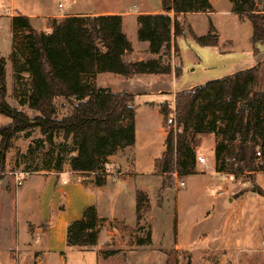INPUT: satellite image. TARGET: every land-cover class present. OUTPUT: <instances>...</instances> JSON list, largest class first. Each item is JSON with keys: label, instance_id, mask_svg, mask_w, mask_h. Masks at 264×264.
<instances>
[{"label": "trees", "instance_id": "obj_1", "mask_svg": "<svg viewBox=\"0 0 264 264\" xmlns=\"http://www.w3.org/2000/svg\"><path fill=\"white\" fill-rule=\"evenodd\" d=\"M159 1L163 14L136 17L137 40L148 43V52L157 56L156 60L147 62L123 60L131 51V44L122 32L120 15L52 19L49 32H38L26 16L11 18L12 36L23 35L21 39L13 38L10 54L14 63L17 55L23 59L16 80L21 79V72L26 79L25 88L16 94L17 103L27 107L32 115L7 103L5 63L0 59V115L9 119L8 124L0 127V175L5 172L6 153L13 138L19 133L37 130L49 143L56 137L61 138L55 154H50L51 165L47 170L59 174L67 166L71 172L92 176L94 187L104 185L108 157L134 143L135 109L132 94L99 89L95 86L96 76L108 73L128 79L143 74H170V64H163L161 60L170 55L172 41L173 53H177L176 41L184 37L183 19L179 16L214 12L208 0ZM228 2L233 14L250 23V43L256 56L264 50V14L256 9L255 0ZM189 35L199 46L218 45V36L211 24L206 35L198 37L191 30ZM173 71L175 77L180 74L178 67ZM56 99L72 106L69 115L58 117ZM175 109L180 132L175 138L171 132L166 135L164 152L154 164L156 173L170 176L176 172L178 178L194 173L196 163L190 148V136L194 133L218 137L213 149L215 173H264V85H260L257 66L177 93ZM161 113L167 115L166 110ZM40 143V140L36 142V147ZM163 187L169 185L163 184ZM251 192L264 197V192L257 187ZM148 208L145 194L137 192V221ZM98 222L95 207L84 208L81 217L66 227V247L95 246L100 232ZM149 244L147 236L136 245Z\"/></svg>", "mask_w": 264, "mask_h": 264}, {"label": "rangeland", "instance_id": "obj_2", "mask_svg": "<svg viewBox=\"0 0 264 264\" xmlns=\"http://www.w3.org/2000/svg\"><path fill=\"white\" fill-rule=\"evenodd\" d=\"M256 1L259 3V8L264 10V0ZM144 8L156 10L157 3L155 0H0V59H3L5 63L7 103L29 116L32 115L27 107H21L17 103L16 94H20L25 88L26 79L25 74L21 72V77H19L21 79L16 80V73L21 69L23 59L17 55V61L14 63L11 61L10 54L13 38L21 39L23 35L19 33L15 37L12 36L7 16H26L38 32H49L48 26L52 19L58 20L73 15H109L120 11L133 14ZM259 8L257 10H260ZM187 21L183 19L185 34L177 41V53H173L172 66L180 70V74L175 77L176 80L173 83L170 80L143 77L121 81L112 79L113 77H108V75L99 78L97 82L99 87L109 86L113 90L126 89L132 93H138L135 96L134 108L138 116H145V119L137 124L134 153L136 166L135 169L125 166V172L129 175L123 173L121 176H116L117 171L120 170L114 168L113 177L118 180L128 178V182L134 179L137 185L147 187L153 204H149L141 220L137 221L136 217L133 220L131 212L126 211L125 202L122 206L124 220L116 222L114 219L106 225V230L114 226L122 232L111 238L110 243L102 244L99 248L95 245L80 251L68 250L64 257V264H264V218L254 214L244 215L251 209L248 207V202L251 205L254 199L250 200V197L247 199V205L240 218L235 219L236 210L233 208L229 211V215L224 214L225 195L220 194L215 197L211 194L212 192L209 193V186L208 188L205 186V184L216 183L221 189L224 183L228 186L227 196L231 202V199H237L246 191L251 192L254 187L259 188L260 186L264 190V174L221 175L215 173L210 157L218 137L210 133L191 134L190 148L194 152L196 166L199 156L203 157L206 162L205 165L199 166V175L184 180V178H175L172 175H159L155 171L154 175L152 174L153 167L150 159L158 158L162 146L164 147V142L160 140L159 129L162 126L166 135L169 131L166 123L167 116L163 115L161 125V116L155 110L151 109L145 113V101L154 103L158 101L159 96L155 94L158 87L170 92L173 84L174 89L179 93L255 66L259 70L260 85H264V50L256 56L253 55L250 43L251 25L248 20L236 15L217 13L211 16H192ZM209 24L215 28L218 36V45L214 48L197 45L189 35V30L198 37L206 35ZM125 32L128 39L136 42L135 30L133 34L130 29ZM137 53L142 52L139 50ZM162 59L163 64H166V58ZM147 85L152 89L148 93L146 92ZM54 104L58 117L71 113L72 106L67 101L56 99ZM164 110L169 112L167 105H164L161 112ZM8 123L9 119L0 115V127ZM39 140L41 143L36 147V142ZM60 142V137L54 138L51 143L47 142L37 130L30 133H19L13 138L6 153L5 172L0 175V180H4V184H7V192L0 206V230L11 225L10 217L16 213L12 198L16 190L24 185L27 176L22 175L20 178L25 180L21 179L18 184L14 173L30 174L34 171L47 170L46 168L51 165L50 154L51 156L55 154ZM30 147L32 150L29 149ZM77 176L84 185L91 187L92 176ZM106 177L105 175V180H107ZM160 181L169 187L157 190ZM116 182L111 179L108 189L114 188ZM178 182H183L185 186L178 187ZM175 197L180 204L179 217L183 221L181 231L178 228V214L174 207L176 203L174 202L173 207L171 206ZM61 204L58 202L56 212ZM212 208H215L213 218H203L204 212L207 213ZM209 214L211 211L207 213V216ZM226 217L230 218L226 230L229 232L222 228ZM192 225L194 228L190 230ZM240 226L244 230L238 235L236 230ZM201 233L206 236H199L198 234ZM226 234L229 236L226 237L227 239L237 240L230 245L220 244L222 236ZM147 236L150 238L149 245H136L140 240L145 241ZM195 239L201 240L202 249H207L202 250L197 245L188 246L190 241L194 243ZM109 244L112 247H109ZM209 245H211L210 248H208ZM107 252L115 253L106 255Z\"/></svg>", "mask_w": 264, "mask_h": 264}, {"label": "crops", "instance_id": "obj_3", "mask_svg": "<svg viewBox=\"0 0 264 264\" xmlns=\"http://www.w3.org/2000/svg\"><path fill=\"white\" fill-rule=\"evenodd\" d=\"M209 4L211 5L213 9V13L211 14H181L179 16L180 19H186V21L192 17V16H211L212 14L217 13H223L226 15H234L232 13V7L231 4L228 2V0H208ZM155 3H157L156 10H149L144 8L142 11H139L138 13L133 14H127L123 12H116L111 13L110 15H120L122 17V32L124 35H126V30L130 29L131 33L133 34L135 30V35L137 32V23H136V17L138 15H147V14H163L160 1L155 0ZM255 6L256 9L259 8V3L255 0ZM258 10L260 13L264 14V10H261L259 8ZM172 16V13L169 14ZM74 16V15H73ZM12 16H7L6 19H8L9 22H11ZM188 23V21H187ZM189 25V24H188ZM190 27V25H189ZM191 29V27H190ZM192 30V29H191ZM193 32V31H192ZM195 35V34H194ZM204 36V35H203ZM128 39V37H127ZM137 39V38H136ZM131 44V51L129 53H126L123 56V60L125 62H147L151 60H156L157 56L151 55L148 52V43L146 42H139L136 40V42L132 39H128ZM179 39H177L178 41ZM176 41V44H177ZM141 50V54L137 53V51ZM162 58H166V64H170L171 66V73L166 75H154V74H143V75H136L131 77L130 79H133L134 77H140L145 79H160L164 81H169L173 83L176 78L173 71V41L170 44V55L165 56ZM162 63H164V60H161ZM108 75V77H113L112 79H119L121 81L123 78L119 75H113V74H99L95 78V86L99 89H108L111 92L117 93V92H125L132 94L134 96L133 101V107L135 102V96L138 93H132L130 90L126 89H117L113 90L109 86L99 87L97 85V82L100 77ZM110 79V78H109ZM152 91L149 85L146 86V92ZM178 93L176 89H174L172 84V90L164 91L162 87H158L156 89L155 94H157L158 101L157 102H144L145 107V113L149 110H155L157 114H159L161 117V125L163 121V116L161 113V109L164 108V105H169L172 102V98L175 96V94ZM167 94V95H163ZM135 109V108H134ZM141 119V120H140ZM145 119V116L139 117L137 111L135 110V138L134 143L132 146L127 147L121 151H118L114 155L108 157V164L106 165V172L105 175L107 176L104 180V185L101 187H94L91 184V187H87L84 185L80 178L77 175H80L78 173L71 172L69 168L66 166L62 173L55 174L54 172L50 170L45 171H36V172H30L27 173L26 180L23 178H20V180H25L24 185L17 189L13 198L12 203L15 206L16 213L10 217L11 225L7 228H1L0 230V264H64V257H66V254L68 250H74V251H80L82 249L87 248H74V249H68L65 244V230L69 223L78 220L81 217L82 211L84 208L88 206H94L97 212V216L99 219L98 227L100 228L99 232V238L96 243V246L99 248L102 244L106 245L107 243H110L109 241L114 236H118L120 231L114 226H110L108 230H106V225H109V222L114 221L116 219L117 221L124 220V216L122 215L124 213V210L122 206L126 202V211L131 212L133 216V220L135 219V205H136V193L142 192L145 194L146 199L150 205L153 204L151 201L148 189L147 187H141L135 183V180L128 182V178L126 180H118L117 178H114V168L117 171L116 176H121L123 173H126L124 169L125 166H129L132 169H135L136 166V159H135V146H136V139H137V124L139 121H143ZM159 136L160 140L163 142L165 141L166 134L163 132L162 126L159 129ZM164 147L162 146V150L160 152V156L164 152ZM152 158L150 159V163L153 167L152 174L154 175V164L157 159L160 158ZM211 164L212 168H214V158H213V150L211 151ZM201 165L195 166V171L193 174L188 175L186 177H183L184 180L188 179L189 177L199 175L198 168ZM130 169V170H132ZM33 174L31 177L29 175ZM129 175L128 173H126ZM264 174V173H260ZM160 175V174H159ZM115 180L117 181L114 185L115 187L111 190L109 188L110 181ZM110 180V181H109ZM164 182L160 181V183L157 186L158 189H163ZM7 184H4V180H0V206L2 204L4 195L7 192L6 189ZM185 186V185H184ZM205 186H209V193L213 194L215 197L221 195H225L226 200V208L225 210V216L229 215V211H231V208L235 209V219L240 218L242 211L245 209L247 205V199L250 197L254 199V203L250 205V202H248V207L251 208L247 212L244 213L245 216H249L251 214L262 216L264 218V197L259 196L253 192L246 191L242 194V196L238 197L237 199H231V202L228 198L229 190L228 186H226L224 183L222 185V188L220 189L216 183H210L208 185L205 184ZM208 188V187H207ZM248 188V187H245ZM260 188V186H259ZM199 190V188H196ZM263 192L264 190L260 188ZM156 190V191H157ZM223 195V196H224ZM218 199V198H215ZM61 200V201H59ZM58 202H61V209L58 212H56V207L58 205ZM173 202V203H172ZM171 203V206L173 207L174 202L175 209L178 214V228L179 231H181L182 228V220L179 217L180 213V204L177 200V197L173 199ZM228 202V204H227ZM215 208H212L211 214L207 216V213L204 212L203 218H213L214 216V210ZM224 216V217H225ZM230 218L227 219L222 226V228L226 231L229 225ZM102 226V227H101ZM194 225L191 226L190 230H193ZM244 229L240 226L237 228L238 235L239 233L243 231ZM229 232V231H226ZM182 233V232H180ZM199 236L202 235L203 237L206 236V234L201 233L198 234ZM197 235V236H198ZM242 235V234H240ZM196 236V238H197ZM228 234L222 236L220 244L227 243V244H233L232 242H235V240H231L230 238H226ZM106 237V238H105ZM202 237V239H203ZM229 237V236H228ZM242 237V236H241ZM240 237V238H241ZM242 239V238H241ZM240 239V240H241ZM108 241V242H107ZM113 241V240H112ZM193 241H190L188 246H199L198 248H201V240L195 239L194 243ZM109 247H112L111 244H109ZM178 247V246H176ZM211 245H209L208 248H210ZM91 248V247H88ZM196 248V247H195ZM207 249V248H206ZM202 249V250H206ZM36 254H38L36 256Z\"/></svg>", "mask_w": 264, "mask_h": 264}, {"label": "built area", "instance_id": "obj_4", "mask_svg": "<svg viewBox=\"0 0 264 264\" xmlns=\"http://www.w3.org/2000/svg\"><path fill=\"white\" fill-rule=\"evenodd\" d=\"M59 7L61 8V6L59 5ZM169 112L167 113V127L169 129L168 133L171 132L173 137L175 138L177 133L180 132V127H178L177 122H176V109H175V96L172 98V102L167 105ZM197 163L199 165H205V159L203 157H197ZM22 175H27V173H14V176L16 177V180L18 181V184H20V177ZM173 177L177 178V174L176 172L171 174ZM224 175V174H221ZM178 187L182 188L184 187V183L183 182H178L177 183Z\"/></svg>", "mask_w": 264, "mask_h": 264}]
</instances>
